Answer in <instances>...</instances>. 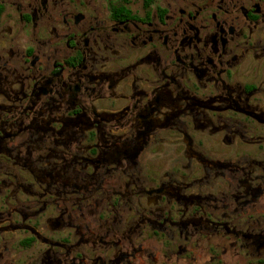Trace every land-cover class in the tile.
Here are the masks:
<instances>
[{"label": "flooded vegetation", "instance_id": "obj_1", "mask_svg": "<svg viewBox=\"0 0 264 264\" xmlns=\"http://www.w3.org/2000/svg\"><path fill=\"white\" fill-rule=\"evenodd\" d=\"M173 1L10 3L16 20L0 27V245L18 232L23 248L50 242L48 231L58 233L51 264H190V243L211 232L232 256L264 258V218L252 216L264 150L188 155L183 165L206 173L196 192L146 190L165 191L166 206L182 200L181 216L148 223L137 210L121 227L141 160L174 128L184 137L191 122L229 152L264 146V0Z\"/></svg>", "mask_w": 264, "mask_h": 264}, {"label": "rangeland", "instance_id": "obj_2", "mask_svg": "<svg viewBox=\"0 0 264 264\" xmlns=\"http://www.w3.org/2000/svg\"><path fill=\"white\" fill-rule=\"evenodd\" d=\"M143 0H130V3H140ZM158 3L160 0H157ZM183 0H174L173 3H183ZM187 1V0H185ZM107 3H114L113 0H105ZM10 3H17L16 0H0V27L4 24V21L7 19L16 20V13L14 8ZM2 12V14H1ZM201 112V111H200ZM201 118L202 122L207 121L208 116L204 117L202 114ZM191 122L189 123L190 130L186 131V135L182 137L180 135V131L177 129H173L171 133L165 134L163 137L166 139L165 142L157 145L152 151L151 156L145 159H142L140 162L141 171L136 177L139 178L140 184V192L134 195L131 198V205H123L122 207V221L121 227L128 228L129 225L133 222L134 213L138 210L139 216L141 220H149L148 223H152V220L155 218L154 214L157 215V220L163 219L167 217V211H172L174 217L179 218L181 215L176 213L175 209L182 208V200L178 203L167 204L164 197L166 193H169L171 189H174L173 192H178L179 194L185 195L189 193L196 192L197 182L200 180L199 178L203 177L206 173H204L203 169L195 167L192 164L191 168L183 165L182 160H186V157L189 155V159L195 160L198 159L194 154L196 152H202L204 155H207L208 159H221L224 156L232 155L235 158H239L241 154H253L254 156L257 154H262L264 150V146L256 147V146H246L243 145L245 143L238 144V148L236 152H229L228 149H221L218 142L211 135H207L206 133H201L200 129H193ZM179 128V126H177ZM264 138V136H263ZM189 142V148H187V152H185V147L182 144ZM234 143V142H233ZM232 143V144H233ZM239 143V142H238ZM250 151V152H249ZM212 156V158L210 157ZM206 169L209 171L210 175L215 173L217 167L207 166ZM254 170L258 174L264 173V168L257 167ZM23 173V172H22ZM257 173H254V184L261 183L262 178L257 177ZM24 174V173H23ZM264 181V178L263 180ZM135 182L137 180L135 179ZM262 185V184H261ZM134 182L130 183V188H133ZM166 187V190L160 195L149 194L146 192L147 189L154 187ZM170 187V188H169ZM136 191L134 189H130ZM158 196H162L160 198ZM136 197V198H135ZM17 198L20 202H24L26 198L24 195L19 192ZM2 197H0V205H1ZM135 201V208L133 203ZM257 201H260L256 204ZM109 202H113V197H110ZM108 202V203H109ZM155 202V203H154ZM254 212L252 214L253 219H263L264 218V197L260 200H254ZM120 208V206H119ZM152 214H151V212ZM50 214L49 211H47ZM143 220V221H144ZM197 220V218H196ZM146 222V221H145ZM146 222V223H147ZM143 230V229H142ZM255 231L257 228L255 227ZM122 232V231H121ZM21 232L11 234L14 235L13 238H10L8 235L10 233L5 234V238L1 239L0 245V264H26V261L29 259L30 263L37 260L38 263L32 264H51V257L56 254L52 253L53 251H57L59 248L55 245V241L58 238V233H53L52 235L48 234V231L45 232V236L50 238V242L45 243H35L32 247L23 248L19 242L22 236H19ZM147 234V235H146ZM146 238H150L152 233L151 231H147L145 233ZM212 235L209 233H202L199 237H197V241L193 240L190 243V257H197V262L194 260L188 261L190 264H264V258L260 259L256 256L247 257L244 260V255L238 254L237 256H232L229 244L225 241L222 235ZM158 244L162 242L165 246V236L162 233H158L155 236ZM151 239V238H150ZM7 240L11 242H7ZM53 242V243H51ZM51 243V245L49 244ZM7 247H5V246ZM163 246V247H164ZM222 248L227 249L225 253L221 254ZM38 252H44L46 255L44 260L38 261L37 255ZM113 253V249L110 250L109 256ZM69 257H75V251L72 250V253L69 254ZM218 256L221 260L210 259V257ZM232 256V257H231ZM12 257V258H10ZM44 257V256H43ZM74 260V259H71ZM77 260V259H76ZM75 261V260H74ZM179 264H183L179 263Z\"/></svg>", "mask_w": 264, "mask_h": 264}]
</instances>
